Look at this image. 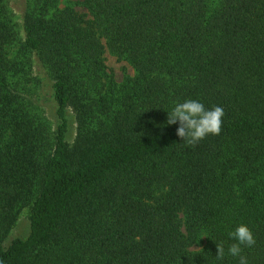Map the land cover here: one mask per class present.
<instances>
[{"label":"trees","instance_id":"trees-1","mask_svg":"<svg viewBox=\"0 0 264 264\" xmlns=\"http://www.w3.org/2000/svg\"><path fill=\"white\" fill-rule=\"evenodd\" d=\"M9 4L2 264H219L215 243L236 264L228 233L239 224L256 238L251 264H264V0H24L21 31ZM106 52L133 76L117 83ZM33 58L54 121L34 98ZM187 99L223 105L218 135L182 143L166 112ZM24 209L28 236L4 246Z\"/></svg>","mask_w":264,"mask_h":264},{"label":"clouds","instance_id":"clouds-1","mask_svg":"<svg viewBox=\"0 0 264 264\" xmlns=\"http://www.w3.org/2000/svg\"><path fill=\"white\" fill-rule=\"evenodd\" d=\"M224 112L225 109L221 104L206 108L197 99H187L175 103L171 111L166 112V123L168 126L178 125L176 136L182 140V143L195 145L206 137L218 135L221 132ZM228 238L232 243L227 247V255L232 257L236 264H251L245 249H251L256 245L253 230L247 224H239L228 233ZM215 249L216 255L213 259L223 264L226 255L224 244L215 243ZM193 251L197 254L201 252L199 248Z\"/></svg>","mask_w":264,"mask_h":264},{"label":"rangeland","instance_id":"rangeland-1","mask_svg":"<svg viewBox=\"0 0 264 264\" xmlns=\"http://www.w3.org/2000/svg\"><path fill=\"white\" fill-rule=\"evenodd\" d=\"M71 2H81L82 0H67ZM24 0H10V8L14 14L15 21L22 30L21 16L23 12ZM76 10L79 13H85L80 6L76 7ZM22 36V34H21ZM105 65L108 70L113 74L114 79L117 83H120L126 76H133L134 72L132 68L124 61H118L115 57L111 56L109 53L104 54ZM32 77H33V86L34 98L38 106L43 110L47 118L54 121V110L55 105L52 99V90L51 82L44 73L43 69L40 67L39 63L35 58L32 60ZM70 130L68 133V142L71 143L75 137V125L73 115L70 114ZM29 212L27 209H24L20 214L15 226L8 234L4 240L3 245L8 246L9 243L16 238H26L29 233ZM197 249V248H193Z\"/></svg>","mask_w":264,"mask_h":264}]
</instances>
